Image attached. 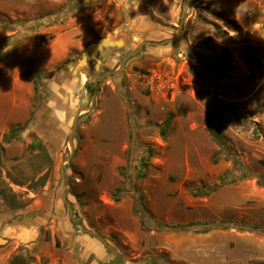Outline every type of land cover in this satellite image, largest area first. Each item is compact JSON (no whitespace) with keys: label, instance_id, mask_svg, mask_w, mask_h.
I'll return each instance as SVG.
<instances>
[{"label":"rangeland","instance_id":"rangeland-1","mask_svg":"<svg viewBox=\"0 0 264 264\" xmlns=\"http://www.w3.org/2000/svg\"><path fill=\"white\" fill-rule=\"evenodd\" d=\"M62 214L108 264H264V0H0V264Z\"/></svg>","mask_w":264,"mask_h":264},{"label":"crops","instance_id":"crops-1","mask_svg":"<svg viewBox=\"0 0 264 264\" xmlns=\"http://www.w3.org/2000/svg\"><path fill=\"white\" fill-rule=\"evenodd\" d=\"M99 66L100 64L95 68L93 62H88L85 66L79 67L76 62L75 65L71 66L73 67L71 74L74 75L77 81L78 79L81 80L83 77L86 81L87 78L94 76ZM59 77L61 81L58 88L61 91L63 88H66L68 77L65 74H61ZM96 85L97 83H95L94 88ZM10 101L11 108H14L18 103H22L20 97L14 94H11ZM62 193L63 190L58 188L56 190L55 199L51 200L49 205L45 203V198L42 203L43 208L41 207V209L36 212V215L42 217L46 214L47 216V214L53 210L55 215H59L60 212L63 211L64 201L63 198H61ZM61 217V219L57 220V226H54L52 228L53 230L48 233L44 232L42 234L32 229L33 231L31 230L32 232L29 236L18 238L19 242L26 241V239H28V241L34 240L30 245L32 253L29 255L31 256L27 257L21 255L27 259V264H108L112 261L104 245L88 233H78V231H75L70 217L64 216V214H62ZM44 220H46V218H44ZM40 224L42 223H36L35 225L37 226ZM4 227L3 232L0 233V247L2 246V251L6 250L4 245L9 240L6 239V236L10 235V233H7L9 229L12 230L11 233L13 236L19 237L21 225L20 222L12 219V223H7ZM17 255H20V253Z\"/></svg>","mask_w":264,"mask_h":264},{"label":"water","instance_id":"water-1","mask_svg":"<svg viewBox=\"0 0 264 264\" xmlns=\"http://www.w3.org/2000/svg\"><path fill=\"white\" fill-rule=\"evenodd\" d=\"M144 43H146L148 45L157 44V43H154V42H144ZM120 44H121V40H119V39L118 40H113L109 36L100 38L97 42L88 44L84 48L83 52L81 53L80 58L77 61V65L79 67H83L88 62H93L94 63V67L96 68L98 66V64H100V62L102 60L103 51L105 49L109 48V47H112V46H119ZM140 48H141V45L137 48V50H135L134 52L129 53L126 58H128L129 56L134 55L135 53H137L140 50ZM126 58L119 65L120 69L123 67V64H124ZM95 93H96V90L94 88L93 92H92V98H91V101H90L91 102L90 106H82V107L78 108L77 111H76L73 128H72V131H71V133L69 135V138H68V144H69V147H70V155L72 153V148H73L71 136H72V134L74 132V129H75L77 117H78V115H79V113L81 111H89L91 109V107L93 105V101H94L93 99H94ZM212 132L214 134H216L217 138L219 137L217 130L214 129V130H212Z\"/></svg>","mask_w":264,"mask_h":264},{"label":"trees","instance_id":"trees-1","mask_svg":"<svg viewBox=\"0 0 264 264\" xmlns=\"http://www.w3.org/2000/svg\"><path fill=\"white\" fill-rule=\"evenodd\" d=\"M17 130H18V127L10 129L9 130V136H8V138H5V140L9 141V139L11 137L14 138ZM259 183L262 184V182H259ZM27 263H28L27 259L24 256L17 255V254L14 255L9 262V264H27Z\"/></svg>","mask_w":264,"mask_h":264},{"label":"built area","instance_id":"built-area-1","mask_svg":"<svg viewBox=\"0 0 264 264\" xmlns=\"http://www.w3.org/2000/svg\"><path fill=\"white\" fill-rule=\"evenodd\" d=\"M144 79H146V84H151V82L153 81V79L155 78H160L159 75L155 74L154 72L153 73H150V74H147V75H144L143 76Z\"/></svg>","mask_w":264,"mask_h":264},{"label":"flooded vegetation","instance_id":"flooded-vegetation-1","mask_svg":"<svg viewBox=\"0 0 264 264\" xmlns=\"http://www.w3.org/2000/svg\"><path fill=\"white\" fill-rule=\"evenodd\" d=\"M101 62H102V60H101ZM101 62H100V63H101Z\"/></svg>","mask_w":264,"mask_h":264},{"label":"bare ground","instance_id":"bare-ground-1","mask_svg":"<svg viewBox=\"0 0 264 264\" xmlns=\"http://www.w3.org/2000/svg\"><path fill=\"white\" fill-rule=\"evenodd\" d=\"M82 78V77H81ZM84 80V79H83Z\"/></svg>","mask_w":264,"mask_h":264}]
</instances>
